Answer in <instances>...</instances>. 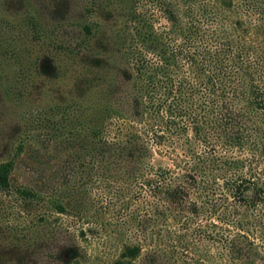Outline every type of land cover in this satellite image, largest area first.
<instances>
[{"label": "trees", "instance_id": "obj_1", "mask_svg": "<svg viewBox=\"0 0 264 264\" xmlns=\"http://www.w3.org/2000/svg\"><path fill=\"white\" fill-rule=\"evenodd\" d=\"M99 5L120 27L81 60L76 103L57 107L74 118L65 129L88 179L52 193L16 188L20 145L0 164V197L19 196L29 213L44 204L46 224L74 220L92 250L118 251L111 264H264V9ZM70 252L66 264H83Z\"/></svg>", "mask_w": 264, "mask_h": 264}, {"label": "rangeland", "instance_id": "obj_2", "mask_svg": "<svg viewBox=\"0 0 264 264\" xmlns=\"http://www.w3.org/2000/svg\"><path fill=\"white\" fill-rule=\"evenodd\" d=\"M99 2L0 0V164L23 145L13 173L16 188L52 193L69 180L88 179L77 165L79 143L65 129L74 118L64 119L57 107L76 103L81 60L100 44L109 48L112 32L120 27L121 15L109 17ZM253 3L264 9V0ZM85 25L92 27L91 34ZM27 204L14 194L0 197V264H66L73 250L83 256V264H111L117 257L114 249L92 250L81 241L74 220L43 223L38 217L45 205L35 204L29 213ZM99 252L103 258L93 263L91 256Z\"/></svg>", "mask_w": 264, "mask_h": 264}]
</instances>
